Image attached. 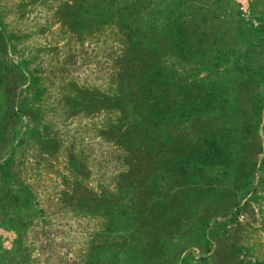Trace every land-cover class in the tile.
Listing matches in <instances>:
<instances>
[{
	"label": "rangeland",
	"instance_id": "374dc122",
	"mask_svg": "<svg viewBox=\"0 0 264 264\" xmlns=\"http://www.w3.org/2000/svg\"><path fill=\"white\" fill-rule=\"evenodd\" d=\"M159 69L217 107L122 138ZM0 264H264V0H0Z\"/></svg>",
	"mask_w": 264,
	"mask_h": 264
},
{
	"label": "trees",
	"instance_id": "16d2710c",
	"mask_svg": "<svg viewBox=\"0 0 264 264\" xmlns=\"http://www.w3.org/2000/svg\"><path fill=\"white\" fill-rule=\"evenodd\" d=\"M172 14L174 13L172 12ZM170 20H173L172 17H168V21L165 22L166 27L169 26ZM155 24L156 23L154 21L149 23V29L153 30ZM138 42H141L142 46L150 45V43L145 40H140ZM181 59L184 61L187 60L185 57H181ZM159 70L160 73H156V75L148 74L149 81L144 82L140 86L134 100L130 99L131 95L133 94L131 87L122 85L118 99V103L122 104L117 107L118 103H115L114 105L111 103V108L117 107V109L120 110L119 112L121 114V118H119V120L127 117L126 121L128 122L129 127L124 129V136L122 138H130L132 141H136L137 135L141 132L139 127L144 124L151 123V120L154 117H157V121H160V125H162L163 128L172 121L188 119L190 116L189 113L191 111H202L204 108H206V110L213 111L214 107H217V97H215V94L219 93L220 91L216 86L210 88V95H207L205 99L202 98L200 101H197L196 99H192L194 97H190L191 92L189 90L184 89L182 86L176 87L178 84L175 82L174 87H176V91H174V89H170L169 79L171 78L166 77V75H162L161 69ZM157 78L158 80L162 81H156ZM173 80L178 82L180 85L183 84L180 76L173 78ZM172 92H177V97L175 99L172 98ZM208 97H210V99L206 100ZM218 100L220 102L221 99ZM114 110L112 112H114ZM146 134L147 133L144 132L142 140H145L144 138L147 137L149 138V136ZM213 144L220 145L218 140H215ZM179 149L180 151L183 150L181 147ZM165 172L166 171H163L162 174H165ZM140 205V202H133L129 206L131 209H133V213L137 214L140 210ZM120 210V208H117L111 209L109 211L110 213L114 211L116 214H118ZM110 213L109 216L112 221L115 219L116 214L112 216ZM112 226L115 227L116 223L112 222ZM134 228L137 229V226H134Z\"/></svg>",
	"mask_w": 264,
	"mask_h": 264
}]
</instances>
